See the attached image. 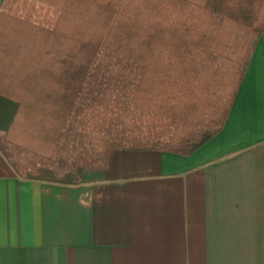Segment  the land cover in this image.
Listing matches in <instances>:
<instances>
[{
	"label": "trees",
	"instance_id": "obj_1",
	"mask_svg": "<svg viewBox=\"0 0 264 264\" xmlns=\"http://www.w3.org/2000/svg\"><path fill=\"white\" fill-rule=\"evenodd\" d=\"M264 0H2L0 150L64 184L122 149L189 155L227 121Z\"/></svg>",
	"mask_w": 264,
	"mask_h": 264
},
{
	"label": "crops",
	"instance_id": "obj_2",
	"mask_svg": "<svg viewBox=\"0 0 264 264\" xmlns=\"http://www.w3.org/2000/svg\"><path fill=\"white\" fill-rule=\"evenodd\" d=\"M0 264H264V34L225 126L189 155L122 149L64 184L0 150Z\"/></svg>",
	"mask_w": 264,
	"mask_h": 264
}]
</instances>
